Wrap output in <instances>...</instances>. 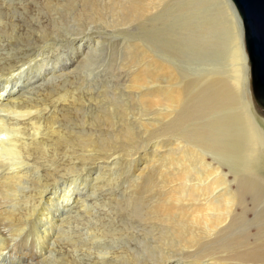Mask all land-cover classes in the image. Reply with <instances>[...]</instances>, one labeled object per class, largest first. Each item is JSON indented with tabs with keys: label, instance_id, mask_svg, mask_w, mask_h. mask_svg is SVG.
<instances>
[{
	"label": "bare ground",
	"instance_id": "6f19581e",
	"mask_svg": "<svg viewBox=\"0 0 264 264\" xmlns=\"http://www.w3.org/2000/svg\"><path fill=\"white\" fill-rule=\"evenodd\" d=\"M44 4H78L79 31L0 3V264H264V109L231 0ZM90 25L122 42L107 75L85 72L106 52Z\"/></svg>",
	"mask_w": 264,
	"mask_h": 264
},
{
	"label": "rangeland",
	"instance_id": "374dc122",
	"mask_svg": "<svg viewBox=\"0 0 264 264\" xmlns=\"http://www.w3.org/2000/svg\"><path fill=\"white\" fill-rule=\"evenodd\" d=\"M45 1L46 0H0V3L5 2L6 4H12L14 7H16V5H18L21 9H23V5L30 3L38 11V16L41 19V22L44 25L50 27L51 31L53 32L52 36L58 37L60 32H63L62 34H66L67 35V33H75L77 30L79 31L77 22L79 21L78 19H80V17H79L80 6L78 4H74L68 9H64L62 7H56V8H53V9H48L46 7V5L44 4ZM216 5H217L216 8L218 6H221V5H219L218 1H216ZM70 30H71V32H70ZM98 31H100L99 28L98 27H94L93 25H90L89 28L87 29V33H89L88 35L90 37L94 36V37L97 38V37L100 36L101 38L99 40L102 41L103 43H106V44H104V46L106 47V50H105L106 52L103 54L104 56L100 59L101 61H96L97 64L94 62L90 66V69H87V70L85 69V72L87 74H91L92 73L93 75L96 74V73H101L103 75H107L108 72H110V69L109 70H107V69H108V61H109L111 55L113 54V47L112 46L120 47L122 42L119 41L118 39L115 40L113 38H110L106 34L103 35V36L99 35V34H97ZM100 32H102V31H100ZM78 37H79V39L76 42L77 44L81 40L80 37H82V36L80 35ZM220 38H218L216 40V41H218L219 44L217 42L216 43L221 48L220 49L218 47V50L221 53L220 57H222L221 62L224 61L225 64H218L217 67H216V65H215V67L214 66H212V67L208 66V67L210 69L214 67L213 68L214 72L215 71L216 72H221V71L222 72H226L227 71L226 74H229L228 71L234 70V68L236 67V64H238V61L235 60V62H234V60H232V58L229 57L228 52H227L228 48H229L228 42L226 40H225V42H222V41H224L223 37H220ZM1 44L2 43H0V48H1L0 49V70L2 69V67L6 66L5 65L6 62H7L6 59L9 61L12 58V56H13L11 50H9L8 47L5 44H2V45ZM226 46H228V47L226 48ZM74 48H75L74 45H71V43L66 42L63 39V37H62L56 43V48L50 50L48 52V54L47 53L45 54V56L43 58V61H41V64H35L34 66L37 68V70L41 71L42 75L45 76V79H46V77L48 76V74L50 72V68L52 67L51 65L53 64V62L56 61V59H60V61L62 62L66 57L70 58L71 57V52L73 51ZM225 52H227V55L224 54ZM223 54L225 55V57L226 56H228V57L224 58ZM18 57H22V55L18 56ZM14 58H16V57H14ZM24 58H28V56H24ZM223 58L225 60L227 59V61L223 60ZM61 62H59V63H61ZM181 66H183L184 68H188L189 67L188 68L189 71H193L196 67H198L197 64L195 65L193 63H185V64L181 63ZM200 67H202V66H200ZM208 67H206V69H209ZM58 70H60V69L58 68ZM59 73H62V72H59ZM41 79H43V77H41L40 80ZM51 79H52V77L50 75L47 80L51 81ZM59 81H61V79ZM39 83H41V82H39ZM61 83L63 84L62 81H61ZM44 84H47V83H44ZM36 85L37 84H35V86ZM35 86L33 85L32 88H34ZM20 89L21 88H18V91ZM253 112L255 113V115L257 114L254 109H253ZM256 116L258 117V115H256ZM258 119L261 122V124L264 125V121H262L260 119V117H258ZM4 122L5 123H10L9 120H4ZM29 123H31V120H25V122H24V124H26L25 126L29 125ZM7 126L8 125L6 124V127ZM56 126H58V125H55V127ZM0 153H8V146L5 145V144L1 145L0 146ZM95 176H96V170L91 173V179H94ZM106 194L107 193H105V196H106ZM107 198H109V197H107Z\"/></svg>",
	"mask_w": 264,
	"mask_h": 264
},
{
	"label": "water",
	"instance_id": "95a60500",
	"mask_svg": "<svg viewBox=\"0 0 264 264\" xmlns=\"http://www.w3.org/2000/svg\"><path fill=\"white\" fill-rule=\"evenodd\" d=\"M241 20L253 99L264 109V0H231Z\"/></svg>",
	"mask_w": 264,
	"mask_h": 264
}]
</instances>
